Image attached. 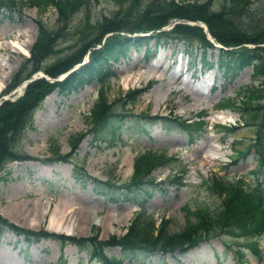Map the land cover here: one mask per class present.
Here are the masks:
<instances>
[{
    "label": "rangeland",
    "instance_id": "1",
    "mask_svg": "<svg viewBox=\"0 0 264 264\" xmlns=\"http://www.w3.org/2000/svg\"><path fill=\"white\" fill-rule=\"evenodd\" d=\"M20 1L22 6L15 4L12 9L6 6L0 7V62H3L5 69L16 62L0 88V104L2 101H14L26 85L36 79L43 78L47 83H51L52 78L55 77L45 76V73L34 70L19 84L3 92L10 78H19L29 68V65L24 62V57L29 55V49L35 39L36 19L45 21L52 29L60 24L63 25L60 37L42 62L46 66L57 55L60 57L74 49L78 45L80 36H92L96 32L94 23L86 26L82 22V10L79 8L69 12L62 24L56 18L53 7L38 13L35 7L26 5L25 0ZM250 1L253 7L261 2V0ZM117 7V4L111 0H87L84 9L87 10L88 15L100 14L101 16L109 15ZM174 19L177 17L172 18ZM154 39L149 40V46L155 47L153 55L149 58H144L141 48L130 47L128 54L113 64L114 75L108 78L104 87L105 96L111 98L125 88L136 85L145 86L139 98L130 106L132 112L173 113L181 118H192L194 114L200 113L201 119L206 123V131L198 129L194 136L189 137L178 126L165 128L160 123H153L143 131L123 133L113 145L97 143L91 140L87 132L89 126L85 123L88 109L95 98L96 82L92 81L76 91L65 93L60 92L56 84L48 85L42 91L41 98L32 101L35 104L31 107L33 108L31 126L23 127L17 142L19 151L35 157L10 159L0 167L1 216L21 227L33 230L42 229L46 232L75 237L88 236L97 232L99 239H105L109 234L123 233L134 212L139 210L140 206L147 217L154 219L155 224L160 216L169 218L167 229L176 231L184 223V205L213 201L210 190H206L201 182V178L208 176L210 172L215 171L223 179L240 180L238 184L244 188L254 185L255 177L260 175L258 171H252L254 160L251 153L246 151V154L239 156L234 163H228L234 154L232 149L241 148L252 137L253 129L247 125H238L232 129L226 127L217 130L220 128L216 125L217 123L229 126L238 122L236 111L229 110V113L219 111L221 108L218 110L217 103L225 98L237 101L242 96L240 92L242 87L262 84L260 80H264V75L251 77V68L246 66L229 79H223L216 67L203 68L200 63L202 59L212 62L216 57V49H207L203 52L196 47L197 49H191L189 54H185L180 41L166 39L155 44ZM12 41L25 46L26 54L9 45ZM99 45L98 42L91 48ZM257 45H264V41ZM161 49L169 50L160 58V62L167 64V69L162 77L157 78L155 75L161 70L145 64L154 61ZM88 52L86 50L81 60L73 63L65 71L69 72L83 60L85 61ZM180 60L184 62L183 66L189 65V72H193L192 75L195 76L189 82L193 83V87L179 86L177 82H171V78L168 77V69L173 68ZM143 65H145L144 74L152 73L149 78H140L133 84L123 82L125 76L138 72ZM201 78H204V81H200ZM0 113L2 114L1 109ZM228 130L230 134H226ZM72 135L79 136V139L71 144ZM158 148H162L168 158L152 165L148 170V176L152 178V183L146 185L148 191H133L135 193L130 194V189L127 190L128 199L123 198L121 192L126 188L122 183L132 172L133 158L146 149L157 150ZM206 150L212 151L215 156L211 157ZM58 154H62V157L57 158ZM181 164L180 182L165 181L170 174L178 175L177 165ZM74 168L77 171L84 170L88 178L82 180L78 176L76 178L72 176ZM95 178L106 179L111 184L96 185ZM155 181L156 186L153 185ZM110 191L113 192L114 198L108 197ZM43 200L48 202L47 210L42 215H38L35 213L37 210L35 205L41 204ZM66 202L81 205L82 209L88 210L90 221L86 223L88 218L80 217L82 212L79 208L74 207L71 210V203L69 207H64ZM63 209L69 210L67 216H70L71 220L78 219L70 224L73 228L72 233L47 228L49 213L57 210L64 211ZM28 217L37 219V223L28 226L26 223ZM95 217L100 218L99 223L94 222ZM109 217H112L110 226L113 229L107 230L105 225ZM237 239L241 243L254 242L256 247L264 250V233L250 238V241H247L244 236ZM221 240L219 235L215 234L198 241L181 254H176V250L172 253H150L149 256L141 258L140 264H238L232 254L234 245L231 244L229 247ZM105 250L108 253H119L116 246H109ZM243 256L244 264H264V253L257 256L252 250L244 247ZM0 264L103 263L96 259H88V251L79 249L70 240L59 241L52 236L25 238L22 234H15L8 227L2 226L0 227ZM119 264H129V262L124 260Z\"/></svg>",
    "mask_w": 264,
    "mask_h": 264
},
{
    "label": "trees",
    "instance_id": "2",
    "mask_svg": "<svg viewBox=\"0 0 264 264\" xmlns=\"http://www.w3.org/2000/svg\"><path fill=\"white\" fill-rule=\"evenodd\" d=\"M18 1L20 0H0V7L6 6L12 9L15 4L22 6L21 1L19 3ZM111 1L118 7L109 15L101 16L100 14L88 15L87 10L84 9L87 0L24 1L26 5L35 7L38 13L53 7L56 18L62 24L69 12L79 8L82 10V22L86 26L94 23L96 32L92 36H80L78 45L74 49L60 57L57 55L46 66L42 62L60 37L63 25L60 24L52 29L45 21L36 19L35 39L29 49V55L24 57V62L29 65V68L19 78H10L3 92L9 91L34 70H41L52 77L62 73L73 63L80 61L86 50L89 52L87 60L69 71L62 79L53 80L51 83H47L43 78L36 79L26 85L14 101H2L0 104L2 110V114L0 113V167L10 159L35 157L19 151L17 142L23 127L31 126L33 109L31 107L35 104L32 101H37L44 88L51 84H56L59 91L65 93L76 91L92 81L96 82L95 98L90 104L85 123L89 126L87 132L91 140L97 143L113 145L120 139L123 132L143 131L153 123H160L165 128L178 126L189 137L194 136L204 125L199 115L196 116L198 119L187 121L172 113L167 115L134 113L130 106L139 98L142 91L138 87L118 91L111 98H107L104 93L108 78L113 74V64L120 57L127 55L130 47L143 48L146 57L152 54L155 48H149L150 38H155V44L166 38L182 40L184 51L191 50L195 45L203 52L212 48L213 45L207 39L202 26L198 23H186L188 20L178 17L202 21L209 36L220 43L214 62L206 61L205 65H215L223 78L232 77L248 65L251 68V77L264 75V45H257L264 41V0L254 7L250 0ZM176 17L177 19L172 20ZM168 23H172L169 28L160 29ZM146 31H149V34L127 35L132 32ZM98 42L100 44L98 47L91 48ZM260 81L262 84L242 87L240 89L242 96L237 101L225 98L218 103L223 108L236 111L239 118L237 125L240 123L253 129L252 137L241 148L232 149L234 154L231 163H234L239 156H244L247 151L251 153L254 160L252 171H258L260 176L255 177L254 185L246 188L238 184L239 180L223 179L216 173L201 178L206 190H210L213 201L184 205V223L178 230L167 229L169 222L167 217L160 216L155 224L154 219L147 217L141 207L133 214L123 233L109 234L105 239H99L97 232L88 236L75 237L46 232L42 229L33 230L12 223L1 215L0 227H8L15 234H22L25 238L52 236L59 241L70 240L79 249L88 251V259L94 258L103 264H119L122 260H127L129 264H140L141 258L149 256L150 253L162 254L166 251L172 253L173 250L181 253L197 241L215 234L219 235L225 245L229 247L231 244L234 245L232 254L238 264H244V247L260 256L263 251L256 247L254 242L241 243L237 239L244 236L247 241H250V238L264 233V80ZM217 126L220 127L217 130L228 127L223 124H217ZM226 133L231 132L228 130ZM72 136L71 144L79 139V136ZM56 157L60 158L62 154ZM167 158L162 148L146 149L133 158L132 172L122 183L126 190H122L121 196L128 199L127 190L130 189V194L135 193L133 191H148L146 185L152 183L148 170L152 165L163 162ZM72 174L82 180L88 178L84 170L77 171L74 168ZM167 179L170 183H177L180 177L170 174ZM94 183L96 185L103 183L106 186L111 184L106 179L99 180V178H95ZM153 183L156 186V182ZM104 192L102 189V193ZM112 195L114 194L110 191L108 197L114 198ZM109 246H116L119 253L106 252L105 249Z\"/></svg>",
    "mask_w": 264,
    "mask_h": 264
},
{
    "label": "bare ground",
    "instance_id": "3",
    "mask_svg": "<svg viewBox=\"0 0 264 264\" xmlns=\"http://www.w3.org/2000/svg\"><path fill=\"white\" fill-rule=\"evenodd\" d=\"M9 45H11V46H13V47H15V48H17V50H19V51H21L22 53H25L26 54V48H25V46H23V45H19V44H17L16 42H14V41H12V42H10L9 43ZM28 49V48H27ZM169 49V48H168ZM169 52V50H167V51H163L162 49L159 51V56L154 60V61H151V62H149V63H147V64H145V65H147V66H151V67H154V68H156V69H160L161 70V72L159 73V74H157V75H155V77H157V78H160V77H162L163 75V72H165L166 71V69H167V64L165 63V62H160V58H162V54H167ZM166 59V58H165ZM15 64H16V62L14 63L13 62V64H11V65H9L6 69H5V65H3V62L1 63L0 62V67H1V69H0V88L2 87V84L4 83V81L6 80V78L8 77V75H9V72L13 69V67L15 66ZM175 64V63H174ZM145 65H143V66H141V68H139L140 70L138 71V72H134L133 74H131L130 76H125L124 77V79H123V82L124 83H128V84H133L134 82H136V81H138L140 78H142V79H147L148 77H150L151 75H152V73H146V74H144L145 73V71H144V67H145ZM184 65V62H182V60H180V62L177 64V65H175L170 71H168L167 73H169L168 75V77H170L171 78V82H173V81H175V82H177L178 83V85L179 86H188V87H191L192 85H193V83L192 84H190L189 82H190V80H183V81H181L180 80V72L183 70V68L185 67V66H183ZM189 66V65H188ZM151 67L149 68V69H151ZM154 68H152V69H154ZM3 69H5V70H3ZM212 71V70H211ZM158 72V71H157ZM193 73V72H192ZM61 74V73H60ZM59 74V75H60ZM154 75V74H153ZM208 78V77H207ZM200 81H204V78H201V80ZM169 83H170V81H169ZM168 83V84H169ZM174 83V82H173ZM167 84V83H166ZM206 85V84H205ZM187 87V88H188ZM193 87V86H192ZM194 91H196V90H194ZM198 91H201V90H198ZM198 94V93H197ZM159 100H160V97H159V99H157V101L159 102ZM219 111H222V112H226V113H229L230 111H229V109H220ZM214 116V115H213ZM215 117V119H216V116H214ZM218 118V117H217ZM212 119V118H211ZM207 151V154H209L211 157H214L215 155H214V153L212 152V151H209V150H206ZM129 162V161H128ZM38 198V197H37ZM39 199V198H38ZM48 202H47V200H43V201H41V204H36L35 205V209H37L36 210V212L35 213H38V215H42L47 209V204ZM71 203V202H70ZM70 203H67L66 202V204H64V207L65 206H67V207H69L70 206ZM72 204V209L71 210H73V208L74 207H77V209L79 208L80 210H81V212H82V214H81V218L83 219V217H86V218H88L87 219V221H86V223L87 222H89L90 220H89V217H88V210L87 211H85V208L84 209H82V207H81V205H75V204H73V203H71ZM8 209V208H7ZM7 209H6V211H7ZM53 209V208H52ZM64 210V209H63ZM3 212V211H2ZM14 212V211H13ZM12 212V213H13ZM67 212H69V210H64V211H60V210H57V211H52L51 213H49V217H48V222H47V228L48 229H50V230H54V231H63V232H65V233H72L73 232V228L72 227H70V224H73V221L74 220H78V219H76V218H73V220H71V218H69L68 216H67ZM3 214H5L4 212H3ZM10 214V213H9ZM17 214V213H16ZM21 214V213H20ZM31 215V214H30ZM125 215V214H124ZM8 217V216H7ZM23 217V216H22ZM25 217V216H24ZM13 218V217H12ZM85 218V219H86ZM118 218V217H117ZM116 218V219H117ZM120 218V217H119ZM16 219H18V218H16ZM81 219V220H82ZM95 220H94V222H100V218H98V217H95L94 218ZM80 220V219H79ZM112 217H109V220H108V222L106 223V227H105V229H107V230H109V229H113V228H111V223H112ZM26 223H28V226H31V225H35L36 223H37V219H35V220H33V218L32 217H28V219H27V221H26ZM72 226V225H71Z\"/></svg>",
    "mask_w": 264,
    "mask_h": 264
}]
</instances>
